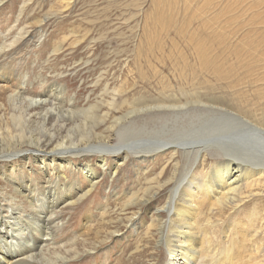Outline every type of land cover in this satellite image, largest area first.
<instances>
[{"label": "rangeland", "instance_id": "1", "mask_svg": "<svg viewBox=\"0 0 264 264\" xmlns=\"http://www.w3.org/2000/svg\"><path fill=\"white\" fill-rule=\"evenodd\" d=\"M186 1L0 0V81L13 80L14 83L6 93L5 101L3 92L0 96L1 104H5L4 109H0V116L5 109H10L6 102L9 93H16L19 88L25 91L23 98L26 101L52 98L54 90L63 109L74 106V124L83 126L82 114L77 115V110L92 109L90 113L92 116L95 114L96 121L94 133L82 132L86 135L84 141L88 146L94 144L97 134H106L109 145L117 146L119 143V146L127 147L130 152L128 158L123 162L120 159L118 163L107 156L105 170L95 165L98 160L96 155L88 159L91 163L84 158L72 160L81 165L91 164L99 175L104 173L88 193L86 190L90 186L83 173L63 169L58 175V178L63 176L62 183L68 184L70 188L61 187L60 190L65 193L59 190L57 198L60 201H64L68 194L74 200L86 195L75 205L66 203L57 208L56 222H59L61 230L50 246L42 248L46 263L165 264L166 253L151 255V246L135 251L138 243L135 239L144 236L148 223H158L165 229L166 241L170 246H175L173 241H176V234L168 231L171 224L167 222L165 210L160 209L174 188L177 193L184 190L183 186L189 178L188 171H196L192 173L214 180L213 164L223 157L208 154L205 160L207 164L196 165L192 156L183 157L181 151L174 162L170 161V154L162 155L161 150L152 160L136 159L143 155L131 153L136 146L148 147L146 143L157 145L163 137L161 133L138 135L136 130L132 131L130 137L127 132L120 133V129L125 128L131 119L137 128L145 123L148 130H155V126L160 128L163 123L162 126L168 129L164 131L166 143L187 137L178 132L182 122H177L172 110L154 108L153 112H147L150 109L138 111L142 105L157 107L160 106V100L163 101L161 104L167 102L166 97L182 100L194 97V100L195 96L200 98L204 95L206 100L216 102L222 110L234 111L236 105H243V110L264 112V0ZM199 47L204 50V55L199 53ZM260 54L263 56L260 57ZM61 87L64 88V95ZM209 89H213L212 93ZM132 103L136 104L134 109L137 112L128 116L115 129L106 130L110 120L124 115ZM28 105L27 102L24 104ZM34 109H31V115L36 113ZM215 111L212 109V113L216 114L214 119L220 121L217 115L222 114ZM214 115L207 114L206 118ZM146 117L149 121H146ZM71 127L66 123V128ZM156 131L162 132L160 129ZM62 134H65L64 131ZM121 135L124 136L123 140L118 137ZM76 136L79 137L78 134ZM193 136L195 140L203 138L198 132ZM98 138L102 139L100 135ZM140 139L146 143L135 141ZM160 155L164 158L161 159ZM2 160L0 193L9 199H17L18 206L30 210L28 204L31 196H19L15 190L16 182L30 184L32 181L41 185L45 177L43 172L49 171V164H32L30 161L5 164L1 163ZM163 164L166 167L164 173L160 174ZM8 167H11L10 171L14 170L9 175ZM52 176L50 173L49 177ZM162 180L166 184L157 189V182L161 184ZM132 196H135L133 200ZM37 199V196H32L33 203ZM257 199H245L239 209L219 216L206 212L207 201L200 207L198 223L204 229L202 233L206 238V250L216 251L220 263L225 264L223 257L230 251L233 263L244 264L249 261L246 247H250L252 241L247 239L244 243L241 239L242 234L251 232L260 221L264 225V193ZM5 200L8 201L7 198ZM1 205L7 204L2 202ZM99 206L105 211L104 215L99 211ZM139 208L142 209L140 218H132ZM111 230H119V233L108 238L107 232ZM86 232L88 238L91 237L87 246L83 238ZM251 235L255 234L251 232Z\"/></svg>", "mask_w": 264, "mask_h": 264}, {"label": "bare ground", "instance_id": "2", "mask_svg": "<svg viewBox=\"0 0 264 264\" xmlns=\"http://www.w3.org/2000/svg\"><path fill=\"white\" fill-rule=\"evenodd\" d=\"M206 44H208V42ZM199 53L204 55V50H201L200 47ZM261 56H263V54H260V57ZM217 71L218 70H216V72ZM101 78L102 77L99 79ZM2 80L0 83L5 81V79L3 81ZM12 82L13 80H8L4 82V84H0V96H2V92L4 93V96H2L4 97L3 101H5L6 93L10 91V88L14 84ZM22 83L26 84L25 81ZM126 89L128 90L129 88ZM195 90L197 91V89ZM52 92L54 93L52 98H47L45 100L27 99L26 101V99L23 98L25 91L19 88L16 93H9L6 102H8V108L10 109H5L3 111V115L0 116V159H3L1 163L14 164L15 162L20 163L24 161H30L32 164H49L50 168L48 172H46V170L43 172L45 177L42 180L41 185L32 181H30V184H27L25 181L16 182L17 187H15V190L19 196L22 198H24V194L25 196H31V200H29L28 204L30 210H25L22 205L18 206L17 203L19 201L17 199H9L0 193V264H55V261L46 263V255L42 252V248L50 246L57 237L58 231L61 230V227H58L59 222H56L57 208L59 205L66 203V205H75L86 195V193L94 189V185L101 179L99 176L104 175L103 172L102 175L97 174L93 167L90 166L91 164L81 165L72 160L84 158L85 161L91 163V160L88 159H92V156L96 155L98 160L95 165L101 170H105L107 165V156L113 158L115 163H118L120 162V159H123V162L124 159L128 158L127 156L130 153L129 150H127V147L119 146V143L117 146L109 145L108 138L105 136L106 134H99L102 137L101 140L98 138L99 135L97 134L96 136L98 137L94 139V144L88 146L87 142L84 141V139H86V135H83L82 132L85 131L86 134L94 133L96 121L94 117L95 114L94 116L91 114L92 109L87 108V111L77 110V115L80 113L82 114L84 121L81 123L83 126L81 124H74V115H72L76 113L72 112L74 106H69L67 110L63 109L60 103H58L57 91L53 90ZM61 92L63 94L64 88L63 91L61 90ZM219 96L221 97L222 95ZM193 98H184L185 100H182L183 98L180 99L175 97H166L167 102L161 104L163 101L160 100V106L148 107L142 105L138 110L142 112L148 109L150 110L147 112H153L155 111L154 108H160L161 110H172L174 113L172 115L176 117L177 122L178 120L182 122V124L179 125V128L176 127V125L175 128H178V132H181L184 136H187L185 139H174L173 141L177 142L166 143L167 139H164V136H166L164 131H168V129L165 126H162L163 123H161V125L159 124L161 126L160 128L155 126V130L154 128L148 130L145 123L141 125L140 128H137L135 126L136 123L132 122L131 119L125 128L120 129V133L125 134V132H127L128 137L132 136L133 130H136L138 135L141 133L162 134L161 136L163 137V140L159 144L153 146H150L143 139L135 140L144 141L148 146L135 147V151L131 152L132 154L136 156L140 153H143L142 156H137L136 159H146V161L152 160L157 157L156 153H158V151L161 152V150L162 155L166 153L170 154V161H176L175 158L178 152L181 151L183 152V157L185 155L192 156V160L193 162H196V165L197 163H199L198 165H203L208 154L213 156L217 154L220 155V157H223L221 159L222 162L220 160L218 163L213 164V175L215 176L213 178L214 180H210L211 178L208 179L209 177L201 178L200 174L192 173L196 171H188L189 178L186 179V182L183 186L184 190L180 193H177L176 188H174L171 194L167 197L164 207L160 209L165 210L167 222L171 224V228L168 231L174 232L176 234V241H173L175 242V246H170L169 242L166 241V232L163 227L159 226L158 223H148L144 236L135 239V241L138 243L134 250L139 251L141 248L151 246V255H160L166 253L167 259H164L166 261L165 264H222L220 263L221 259L219 256H217L216 251L213 252L212 248V250H206V238L202 233L204 229L201 225H199L200 222L198 223V217L200 215L199 211H201L200 207L204 204V201H207V203H209L206 209L208 214L212 215L215 213V215L218 216L220 214L225 215L227 212L229 213V211L239 209L241 207V203H243L245 199L248 201L250 198L259 200L257 198H259V196L264 193V190H261L264 188V112L254 109L243 110V105L242 107L241 105H236L234 111L227 108H224L227 110H222V108H220L216 102H213L212 100H206L204 95L200 98L195 96L194 100ZM26 102L29 104L28 106H24ZM238 102L240 103L239 100ZM1 103L2 100L0 98V109H4L5 104ZM135 106L136 104L132 103L124 115L120 117H113L110 120V125L106 128V130L115 129V127L120 126L121 122L127 119L128 116L136 113L137 109H134ZM247 106L248 104L246 107ZM32 108H35L34 112L36 113L34 115H31ZM137 108H139V106ZM212 109H215L217 111H215L216 113L219 112L223 115H217L221 118L220 121L214 119L216 114L214 115L212 113ZM207 114L214 116L207 119ZM167 115L168 114H165V116ZM101 116H103V114ZM147 117L146 121L148 120ZM85 120L90 121L87 122ZM66 123L72 127L66 128ZM170 126L171 125H169V127ZM157 129H160L162 132L156 131ZM62 131H64V135L62 134ZM195 132H198L203 138L195 140V137L193 136ZM77 134L79 137L76 136ZM122 136L123 135L118 136L120 137V140H123L124 136ZM189 138H194V140ZM170 139L171 138L168 140ZM171 144L173 145L171 146ZM162 155H160V158ZM243 157H246V159ZM15 158L19 159L12 161V159ZM163 165L164 166H162V169L159 171V173L164 171L166 164ZM173 166L174 168H177L176 164H173ZM9 169H11V167H8V175L10 172H14V170L10 171ZM63 169H73L76 171V173L81 172L84 174V178L88 180L90 186L88 190H86L85 194L82 193L83 195H80V197H77L75 200L73 199V194L71 195L72 198L68 194L64 201H60V199L57 198L59 190L62 189L61 187H66L70 190L68 184L62 183L63 176L58 178V175L63 171ZM167 170L166 172H169ZM50 173L53 174L52 177H49ZM65 178L66 177H64V179ZM165 184V181H163L161 184H159L158 181L156 188L159 189ZM64 193L65 191L62 192V194ZM32 196L38 197L37 201L34 203ZM134 197L135 196H132L131 199L133 200ZM5 198H7L8 201L5 200ZM2 202H5L7 205L2 206ZM141 210L142 209L139 208L138 213L133 214L132 218H140V215L142 214ZM99 211L102 214L105 212L100 206ZM104 218L105 216L102 218V220H104ZM207 222H209V219ZM250 231L255 235L252 236L251 232L245 233L242 234L241 239L242 242L246 241L247 239L252 241L251 246L246 247L248 251L247 258H249V261H246L244 264H264L263 222L260 221L258 226H256L255 229L252 228ZM117 233H119V230L108 231V238L110 236L113 237ZM93 234H95V232ZM88 237L89 234H87V232L83 234L84 243L86 246L89 244L88 242L91 238ZM247 251L245 250V252ZM231 259V251L226 253L223 257L225 264H235L233 263V259ZM57 264L64 263L60 262ZM104 264L108 263L105 262Z\"/></svg>", "mask_w": 264, "mask_h": 264}]
</instances>
